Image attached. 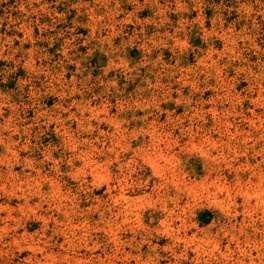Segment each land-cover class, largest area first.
<instances>
[{
    "label": "rangeland",
    "instance_id": "rangeland-1",
    "mask_svg": "<svg viewBox=\"0 0 264 264\" xmlns=\"http://www.w3.org/2000/svg\"><path fill=\"white\" fill-rule=\"evenodd\" d=\"M0 264H264V0H0Z\"/></svg>",
    "mask_w": 264,
    "mask_h": 264
}]
</instances>
